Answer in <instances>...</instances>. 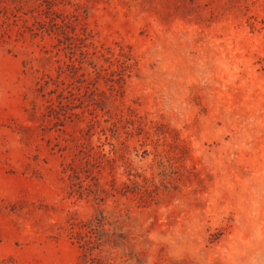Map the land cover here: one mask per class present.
I'll return each mask as SVG.
<instances>
[{"label":"rangeland","instance_id":"1","mask_svg":"<svg viewBox=\"0 0 264 264\" xmlns=\"http://www.w3.org/2000/svg\"><path fill=\"white\" fill-rule=\"evenodd\" d=\"M0 264H264V0H0Z\"/></svg>","mask_w":264,"mask_h":264}]
</instances>
